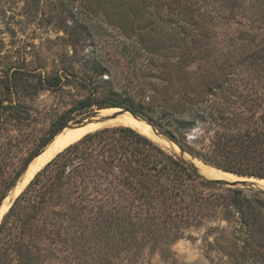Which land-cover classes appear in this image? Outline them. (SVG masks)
<instances>
[{"label":"rangeland","instance_id":"374dc122","mask_svg":"<svg viewBox=\"0 0 264 264\" xmlns=\"http://www.w3.org/2000/svg\"><path fill=\"white\" fill-rule=\"evenodd\" d=\"M162 37L167 41L159 44ZM261 48L264 0H0V192L58 118L95 86L100 95L127 92L146 105L154 99L152 119L173 131L187 149L209 155L215 138L236 129L225 125L222 116L264 119V61L256 66L246 58L250 49ZM186 53L202 57L188 67L193 80L167 82V65ZM155 59L166 68L155 67ZM14 71L28 87L5 88L4 79ZM39 77L54 84L41 85ZM119 108H94L84 118L72 112L66 126L94 114L98 123L85 134L119 126L107 119L122 114ZM177 119L191 124L177 128ZM155 142L179 157L176 144ZM184 152L191 161L222 170ZM246 177L257 182L254 187L264 183ZM92 182L74 174L48 192L42 183L31 187L13 213L31 205L38 224L25 235L12 236L14 215H9L0 231L2 261L264 264L262 233L248 241L251 230L264 229V193L255 188L198 183L192 188L201 198L190 210L164 214L130 197L117 181L96 180L97 192ZM229 188L242 189L251 215L228 204ZM17 253H29L31 262Z\"/></svg>","mask_w":264,"mask_h":264},{"label":"trees","instance_id":"16d2710c","mask_svg":"<svg viewBox=\"0 0 264 264\" xmlns=\"http://www.w3.org/2000/svg\"><path fill=\"white\" fill-rule=\"evenodd\" d=\"M189 15L190 11H188L187 16ZM160 39L159 44H164L167 41L163 37ZM185 56L181 55L175 62L167 65V67H171V71L166 73L168 74L167 82L173 84L172 81L176 80L178 82L184 81L185 84V82L188 83V81L193 80L192 71H188V67L191 64H197V59H202V57L191 55V53H186ZM246 56L249 59V63L259 66L258 63L264 61V50L262 48L258 51L250 49ZM156 65L166 68V65L159 59H155V67ZM193 73L195 72L193 71ZM204 77L207 80L208 73H205ZM4 80V86L8 91L14 90L22 83L26 87L29 86V84H24L26 79L22 80L20 76H17V71H14L10 76H6ZM56 80H59V78L57 77ZM39 83L52 86L54 81L45 78L40 79L39 77ZM109 88V90H113L114 87L110 86ZM159 100L163 102L164 99ZM153 101L154 99L150 100L147 105L136 102L132 95L127 92L122 94L109 92L107 95H100L98 86H95L91 88L88 95L78 100L71 109L58 118L56 123L49 129L48 135L41 141L39 148L44 146L57 131L73 118L71 116L72 112L76 111L77 114L84 118L91 114L94 108L121 107L149 122L180 149L193 157H197L204 163L242 176L258 177L255 179L264 181V179H259L264 178V119H249L247 117L244 119V117L234 116L232 113L229 116H222L221 120L225 122V125L234 126L236 129L224 132L215 138L209 155H206L201 151L187 149L183 143L177 140L173 131L162 128L159 121L152 119L150 114L153 108L150 105ZM191 101L192 99H189L187 102L191 104ZM165 102L163 103L165 104ZM178 105L180 104H175L174 108H177ZM176 123L177 128H183L191 124L183 119H177ZM111 124H119V126L103 127L89 132L65 147L47 162L35 174L5 213L0 223V231L4 227L6 219L12 214L14 217L9 228L13 229L11 232L12 236L17 234L25 235L26 233H23L25 230L29 229L31 231L35 229L38 224V222L36 223L38 220L35 215L38 211L34 207L31 205L29 207L27 205L21 206L16 214L13 213L15 208L20 205V200L34 185L42 183L41 185L46 187L45 192H48L54 188L62 187L66 184V180H70L74 174H77L79 178L91 179L96 188L95 192H97L96 180L103 178L108 179L109 182L117 181L125 187L130 197L140 201L141 204L148 208L159 209L164 214L173 210L175 212L181 209L190 210L195 205L194 202L201 198L197 197L192 188L198 183L217 184V181L204 179L181 159L166 152L155 142L156 140L143 134L138 129L117 122ZM240 124L245 127L240 129ZM39 148L28 155L14 177L5 184L4 189L0 192V200L26 164L38 152ZM229 190L231 194L228 197V204L237 209L238 212L245 208L244 212H248L251 215L253 212L251 203L247 199L244 200L241 196L242 189L229 188ZM41 191L42 187L38 188L35 190V195L40 194ZM261 192L264 193L263 191ZM244 201H246V204H244ZM27 202H29V199ZM259 232L264 237V229L260 227L257 231L253 229V231L249 232L248 241L254 235L256 238ZM19 248L20 245H18ZM2 254L3 252L0 250V264H6L5 261H2ZM17 254L21 258L27 259V263L31 262L32 256L29 253L23 254V256L22 254Z\"/></svg>","mask_w":264,"mask_h":264},{"label":"bare ground","instance_id":"6f19581e","mask_svg":"<svg viewBox=\"0 0 264 264\" xmlns=\"http://www.w3.org/2000/svg\"><path fill=\"white\" fill-rule=\"evenodd\" d=\"M108 109V108H107ZM115 111V110H113ZM119 112V111H118ZM117 117L109 118L107 119L111 121H115L124 125L132 126L139 131H141L143 134L153 138L154 140L158 141L159 143L164 144H170V142L165 139V137L158 132H156L153 128H151L147 123L144 121L138 119L137 117L131 116L129 113L125 114V112H121ZM116 116V115H115ZM95 121L81 124V125H70L67 126L69 128H73L71 130L62 132L65 128L58 131L53 138L47 143V145L43 148V150L40 152V154L34 159L32 162L30 169L27 173V177L22 182L20 187H17L14 192L11 193V196L9 197L8 201L0 208V216L5 210L9 207L12 199L17 195L18 191L28 182L31 175L37 171V169L42 166L45 162H47L53 155H56L58 151H60L63 147L68 145L69 143L75 141L79 137H81L83 134L88 132L93 126H95L98 123V120L96 117H94ZM187 158V157H186ZM189 158V157H188ZM196 166L205 173L206 175L213 177L214 179H220L224 181L229 182H249L253 186L254 184L257 185V182H255L253 179L242 176V175H236L229 172H225L207 165H204L203 163H200L199 161L193 159L192 160ZM262 187H264V183L261 184ZM261 187V188H262Z\"/></svg>","mask_w":264,"mask_h":264},{"label":"water","instance_id":"95a60500","mask_svg":"<svg viewBox=\"0 0 264 264\" xmlns=\"http://www.w3.org/2000/svg\"><path fill=\"white\" fill-rule=\"evenodd\" d=\"M123 111H127L129 112L131 115L137 117L138 119L146 122L148 125L151 126V128H153L156 132H158L159 134L163 135L165 138H167L169 141H171L172 143H174L172 140H170L168 137H166L163 133H161L158 129H156L153 125H151L149 122H147L146 120H144L143 118L131 113L130 111L124 109V108H119ZM97 114H94L84 120H81L80 122L74 124V125H81V124H85L86 123H90V122H93L95 121L94 117L96 116ZM70 126V125H69ZM67 127L66 125L63 126L61 129ZM60 129V130H61ZM59 130V131H60ZM97 130V129H96ZM95 131V130H93ZM58 132V131H57ZM92 132V131H91ZM54 137V136H53ZM52 137V138H53ZM51 140V139H50ZM49 140V141H50ZM48 141V142H49ZM47 142V143H48ZM47 143L31 158V160L26 164V166L23 168V170L20 172V174L16 177V179L14 180V182L12 183V185L9 187V189L7 190V192L5 193V195L1 198L0 200V208L8 201L9 197L11 196V193L14 192L16 190L17 187H20L22 182L25 180V178L27 177V173L30 169V166L32 164V162L34 161V159L40 154V152L43 150V148L47 145ZM175 144V143H174ZM179 148V147H178ZM180 149V148H179ZM181 153H177L178 154V158L181 159L186 165H188L189 167H191L194 171H197L198 173H200L198 167H196V165L189 159L185 158L183 153H185L182 149H180ZM175 153V152H174ZM49 162V161H48ZM44 167V165H43ZM41 167V168H43ZM40 168V169H41ZM39 169V170H40ZM38 170V171H39ZM36 171L32 177L29 179V181L26 183V185L19 191V193L12 199L8 209L5 211L7 212L9 210V208L12 206L13 202L15 201V199L20 195V193L25 189V187L29 184V182L32 180V178L35 176V174L38 172ZM201 174V173H200ZM202 175V174H201ZM204 176V175H203ZM205 177V176H204ZM207 178V177H206ZM211 180H214V181H217V182H222V183H225V184H228V185H231V186H240V187H249V188H255L256 190L258 191H263L264 192V188H260V187H254L252 186L251 183L249 182H229V181H224V180H218V179H212V178H209ZM4 212V213H5Z\"/></svg>","mask_w":264,"mask_h":264}]
</instances>
